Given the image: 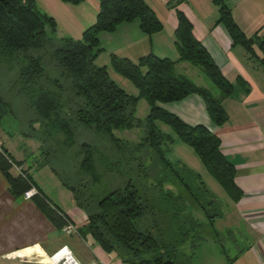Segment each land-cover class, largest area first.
<instances>
[{"label":"trees","instance_id":"1","mask_svg":"<svg viewBox=\"0 0 264 264\" xmlns=\"http://www.w3.org/2000/svg\"><path fill=\"white\" fill-rule=\"evenodd\" d=\"M59 1L76 5L82 0ZM184 1L166 0V6L173 9L176 19L172 31L175 60L152 52L136 61L114 53L107 55L110 68L136 89L135 94H129L109 77L106 65L95 64L102 50L98 35L111 33L119 24L130 22H135L145 35L159 31L161 24L144 0H97L93 22L77 39L56 35V21L40 10L35 0H0V64L16 72L13 86L31 114L24 135L38 141L42 159L35 160L36 167L47 166L69 191L74 206L84 213L85 221L76 226L77 234H89L104 252L113 254L121 264L185 263L160 251L163 243L155 229L157 222L153 219L152 205L145 201L147 198L141 201V195L129 178L96 198L89 186L99 182L98 169L119 179L123 177L116 170L119 167L135 169L149 177L162 167L171 176L170 183L166 182V177L157 181L169 187L164 193L166 200L173 194L171 188L178 187L180 192L174 196L183 199L180 194L184 192L203 214L212 234L213 220L222 214L220 203L196 172L182 162L171 163L165 158L173 139L161 131L156 122L167 126L181 143L191 148L206 173L231 202L242 195L233 180L234 166L220 151V138L204 125H189L159 106L194 94L202 101L210 122L220 126L227 120L221 102L232 93L234 84L244 93L249 91L247 82L240 76H236L234 82L228 81L193 36L191 23L177 7ZM211 3L216 7L213 25L221 24L232 45L240 46L249 57H255L264 71V39L258 34L259 28L246 35L232 19L229 0H211ZM176 62L198 67L215 87L216 95L184 75H176L173 68ZM140 99L148 108L142 118L134 115ZM11 113L10 102L0 94V120ZM75 126H82L104 140L107 148L103 156L97 146L87 141L76 143ZM131 128L140 130L135 143L114 134V131ZM145 158L151 159L147 165L143 163ZM20 163L0 143V174L8 192L22 197L24 191L34 187L36 193L30 200L54 229L60 230L66 222H72L34 186L27 171L30 166L20 169ZM12 167H17L18 173L12 174ZM193 180L196 182L194 190L189 185ZM178 211L173 209L172 217H168L171 220L177 217V227L184 223V230L189 231L198 224L190 212L180 219Z\"/></svg>","mask_w":264,"mask_h":264},{"label":"crops","instance_id":"2","mask_svg":"<svg viewBox=\"0 0 264 264\" xmlns=\"http://www.w3.org/2000/svg\"><path fill=\"white\" fill-rule=\"evenodd\" d=\"M84 1L82 0L76 5L61 7L64 13L68 14L69 21L77 24L78 16L86 15L90 18L88 24L93 22L97 0L95 3L91 2L93 15L88 14L90 11L86 12V4L78 9V15L72 11L74 7L78 8ZM35 2H39V0H35ZM50 2L55 4L54 0H50ZM210 2L211 0H187L186 3L182 2L177 7L191 23L193 36L205 47L222 75L230 82H234L235 77L240 76L247 82L249 91L244 93L239 86L234 84L232 93L221 102L227 114V120L220 126H214L210 122L202 101L194 94H190L180 101L159 104V106L189 125H204L220 138V151L234 166L233 180L242 191V195L236 202H231L226 196L220 201L216 192L212 193L220 203L222 202V214L212 223L213 235L218 236L222 231L229 233L231 227L237 228V225L241 224V230L237 234L244 238L245 243L232 255L229 264L236 262V264L240 262L241 264H261L264 260V71L256 62H253L243 49L242 52L237 48L240 46L232 45L221 24H212L216 18V7L212 8ZM187 3L195 8V12L187 7ZM229 4L231 16L236 25L246 35L261 26L258 34L264 39V0H229ZM168 13V27L162 36H157V32L145 35L139 31L135 22H130L119 24L111 33H99L98 43L102 38L111 40L113 49L108 50V54L114 53L131 61H136L138 57L148 52L175 60L172 31L176 25V19L172 9H169ZM48 14L55 21L58 19V16L52 11H48ZM82 30L77 37L75 35L72 37L79 38ZM156 39H164L172 51L166 52L161 45H156ZM101 48L103 51L104 48ZM255 53L259 55L258 51ZM173 68L178 75H184L187 78L194 76L198 82H201L196 84L205 86L201 72L188 66L185 62H176ZM10 156L21 162L20 169H27L30 166L27 171L31 174L34 186L55 205L52 202V196L56 199L60 190H57V194L51 195L44 183L34 177L46 166L37 169L35 160L27 165L24 159ZM10 171L12 174H16L18 168L12 167ZM47 171L50 183L58 185L59 189H65L52 172L49 169ZM196 173L199 175L198 172ZM210 183L218 192L217 183L215 182L216 185L213 182ZM207 190L210 191L208 188ZM66 191L67 197L71 201L70 207L63 210L57 205L55 206L64 212L76 226H79L84 223L85 215L74 206L69 191ZM75 217L79 218V225L76 223ZM25 228L29 235L22 238V231ZM54 230L36 209L30 198L14 197L8 192L7 183L0 174V264H25L17 258L10 257L15 252L27 254L31 250L37 249L42 254H50L59 246L66 245L61 242L49 245L43 243ZM32 245L35 246L32 247ZM94 250L95 253H92L91 257H85V260H88L86 264L92 262L112 264L108 262L109 260L99 248L96 247ZM118 263L120 262L117 259L113 264Z\"/></svg>","mask_w":264,"mask_h":264},{"label":"rangeland","instance_id":"3","mask_svg":"<svg viewBox=\"0 0 264 264\" xmlns=\"http://www.w3.org/2000/svg\"><path fill=\"white\" fill-rule=\"evenodd\" d=\"M144 1L150 5V8L152 7L151 9L154 11L156 17L158 18L161 24V28L159 31H157V36H162L164 32H166V28L168 27V10L170 9L166 6V0ZM186 1L184 2L186 3ZM54 2L55 4L50 2V0H39V2H36V4L40 10L46 11L47 13L48 11H52V13L58 16V19H56V21L58 20V22H56V35L69 34L70 37H72L73 35L77 37L79 32L87 25H89L88 21H90V18H88V16L86 17V15H83L82 17L78 16L77 24H75L68 20V14L64 13V10L61 8L64 5L70 6L71 4L63 3L59 0H54ZM91 2L95 3L96 0H85L84 3L82 2V4L78 8L74 7L72 11H74L78 15V9L82 8L86 4V12L90 11L88 12V14L93 15V11H91ZM213 6L214 5L212 4L211 7L215 8ZM187 7L195 12V8H192L191 4L187 3ZM64 29H66L67 31L65 32ZM260 29L261 26L259 30ZM250 33H248L247 35H249ZM155 44L161 45L166 50V52L170 53V51H172L168 43H166L164 39H156ZM111 45V40L103 38L100 39L99 46L103 47L104 50L98 53L94 62L97 65H106L108 75L114 81V83L121 87L126 93L135 94L136 89L134 88L132 83L129 80L116 74L107 63V51L113 49V46ZM237 48L243 52L241 47ZM255 51L257 52L256 49ZM250 58H252L253 62H256V64H258V62L254 59L255 57ZM188 66L191 65L188 64ZM191 67L200 71V69L196 66ZM174 73L177 75L176 70H174ZM15 75L16 72H14L13 70H7L6 64H0V94L5 100L10 102L12 109L11 114L4 115L0 120V143L14 158H22L26 161L27 165H30L34 160L41 161L42 155L38 150V141L34 138L24 135V133L28 130L27 119L31 117V114L27 112V105L23 97L20 96L19 92L16 90V87L13 86ZM189 79L195 84L201 83L198 82L197 78H195L194 76L190 77ZM203 80L205 85L204 87L207 88L213 95H216L215 87L204 75ZM147 109L148 108L146 102L140 99L136 104L134 115L138 118H142L146 114ZM156 125L161 131L170 134L173 139L168 147V150L165 152V158H167L171 163L182 162L192 171L198 172L200 179L202 180L204 186H206V189L208 188L213 194L216 192V196L220 201L221 199H224V193L218 185L217 188L219 191L217 192L212 183H210L213 182L216 185L215 181L202 168V165L199 163L191 148L181 143L167 126L161 124L160 122H156ZM74 131L76 143L80 141H87L92 145L97 146L98 150H100L101 152V155H104L107 146L105 145V142H103L104 140L101 139V137H97L96 135L90 133L82 126H75ZM114 134L116 137H119L130 143H135L139 139L140 130L138 128L117 130L114 131ZM150 162V158H145L143 161L145 165L149 164ZM38 168L40 167H37V169ZM48 169L49 168L46 166L43 171L36 173L34 177L44 183L45 187L48 189V192L51 195L57 194V190H60V193L57 194L58 197L56 199L52 196V202L59 208L65 210L71 205V201H69V198L67 197V191L63 188L59 189L58 185L52 182L50 183L47 171ZM98 170L99 172H101L100 180L98 183L90 185L89 190L96 195V198H100L110 189H112V187H114L116 183H124V181L129 178L131 180V183L135 186V188L141 195V201H144V198H147L145 201H149V203H151L152 205V211L154 213L153 219L155 220V222H157V228L155 229L157 232H159V236L161 237L163 243V247L160 251H163L164 254H168L172 258H176V260L182 261L185 264H225L226 261L230 260L232 255L237 252V249H241L242 245L245 243L244 238L237 234V232L241 230V224L237 225V228L231 227L229 233L222 231L218 236L213 235L210 231L209 225H207L206 219L204 218L203 214L193 206V204L189 201L188 196L184 195V192H181L180 194V196H183V199H181V197L174 196L178 194L177 192H180L178 187L171 188L173 194H171V196H169V198L166 200V194L164 195V193H166V188L169 187H166L165 185L161 186L157 181L162 180L163 177H166V182L170 183L171 176L169 175L168 171L166 169H162V167H158L156 173L150 177L143 174V172H140L138 170L136 171L135 169L130 171L127 168L121 169L119 167L116 170L118 171V174H121L123 176L119 179H115V175L111 174L110 172H102L103 170L101 169ZM137 175H139L138 178ZM114 180H116V182ZM189 185L193 190L196 188V182L194 180L191 181ZM175 189H177V191ZM173 209H179L178 216L180 217V219H183L184 215L187 214V212H190V214L198 222V224H196L193 229L189 231L184 230V223H181V225L177 227L176 225L179 224V222L176 220L177 217L172 220L168 218L172 217L170 213ZM79 216L82 215L79 214ZM149 218H151L150 215ZM74 219L79 225V218L75 217ZM27 231L28 230L26 228L22 231V238H24L25 235H29ZM55 242L65 243L71 250L72 254L76 257V259L82 264H86V261L88 260H85V257H91V254L95 253L94 249L96 247L102 251L104 256L107 257V259L109 260L108 262H111L113 264L117 260V258H115L113 254L104 252L87 233H84L82 236L79 234L67 235L61 232V230L55 229L51 234L48 235L47 238H45L43 243L45 245H49ZM239 264H241V262Z\"/></svg>","mask_w":264,"mask_h":264},{"label":"built area","instance_id":"4","mask_svg":"<svg viewBox=\"0 0 264 264\" xmlns=\"http://www.w3.org/2000/svg\"><path fill=\"white\" fill-rule=\"evenodd\" d=\"M35 193V188L30 187L28 190L23 192L22 198L28 199ZM60 230L67 235L77 234L76 226L71 222H66ZM10 257L17 258L23 261L25 264H82L76 259V257L72 254L71 250L66 245L59 246L50 254H42L41 251L38 252L37 249H33L27 254H18L17 252H15ZM90 264L99 263L92 262ZM261 264H264V260L261 262Z\"/></svg>","mask_w":264,"mask_h":264},{"label":"bare ground","instance_id":"5","mask_svg":"<svg viewBox=\"0 0 264 264\" xmlns=\"http://www.w3.org/2000/svg\"><path fill=\"white\" fill-rule=\"evenodd\" d=\"M33 247V246H32ZM19 254V253H18Z\"/></svg>","mask_w":264,"mask_h":264}]
</instances>
